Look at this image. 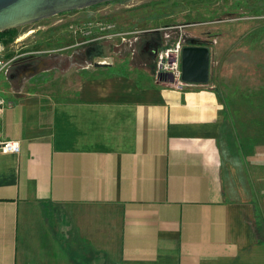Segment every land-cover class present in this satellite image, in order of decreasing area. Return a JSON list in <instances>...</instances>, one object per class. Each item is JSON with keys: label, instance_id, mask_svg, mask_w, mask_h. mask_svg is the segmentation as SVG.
<instances>
[{"label": "crops", "instance_id": "obj_1", "mask_svg": "<svg viewBox=\"0 0 264 264\" xmlns=\"http://www.w3.org/2000/svg\"><path fill=\"white\" fill-rule=\"evenodd\" d=\"M147 47L60 87L43 49L0 77L20 146L0 155V264H264V188L216 88L156 80Z\"/></svg>", "mask_w": 264, "mask_h": 264}, {"label": "rangeland", "instance_id": "obj_2", "mask_svg": "<svg viewBox=\"0 0 264 264\" xmlns=\"http://www.w3.org/2000/svg\"><path fill=\"white\" fill-rule=\"evenodd\" d=\"M89 21L113 25V33H107L112 38L90 41L82 36L79 30ZM70 25L78 29L76 34ZM168 27L170 44L195 41L209 48L208 82L216 88L224 112L221 136L242 138V153L251 155L246 167L256 187L264 188V0H119L18 27L0 39L10 43L32 34L28 39L35 49L32 44L30 50L43 49V56H50L42 66L48 77L45 85L60 87L91 70L93 56L111 55L119 66L126 56L138 54L142 44L161 49ZM93 32L103 35L99 26ZM129 42L131 47L126 46ZM144 56L153 72V54ZM126 64L135 67L132 58ZM28 71L37 74L38 68L33 64Z\"/></svg>", "mask_w": 264, "mask_h": 264}, {"label": "water", "instance_id": "obj_3", "mask_svg": "<svg viewBox=\"0 0 264 264\" xmlns=\"http://www.w3.org/2000/svg\"><path fill=\"white\" fill-rule=\"evenodd\" d=\"M119 0H0V33L28 26L61 13L81 10ZM209 50L192 41L181 51V80L206 84L209 80ZM159 81L173 82L170 75Z\"/></svg>", "mask_w": 264, "mask_h": 264}, {"label": "built area", "instance_id": "obj_4", "mask_svg": "<svg viewBox=\"0 0 264 264\" xmlns=\"http://www.w3.org/2000/svg\"><path fill=\"white\" fill-rule=\"evenodd\" d=\"M94 26H99L100 31L103 32V35L98 36L93 32ZM113 25H101L99 23H95L89 21L85 28H81L79 30L80 34L90 41H98L102 39H111L112 37L107 35L108 32H112ZM69 30L71 33L76 34L78 29L74 28V25L69 26ZM170 28H165V33L163 35V41L161 44V49H157L153 54L154 58V76L156 80L159 78H164L167 75H170L173 78L172 83L163 82L169 86H173L176 88L183 87L187 85L181 80V51L184 46L180 40L176 41L174 44H170L169 39H167ZM21 38H16L11 43H6L0 39V77H7L12 67L16 65L17 61L24 57H37L41 56L40 52H33L34 50H30L27 46H23L20 42ZM166 39V41H164ZM149 50V47L146 48ZM98 64V61H95ZM6 103L3 99L0 98V155H8V154H18L20 151V146L17 141L8 140L3 136L2 133V114Z\"/></svg>", "mask_w": 264, "mask_h": 264}, {"label": "flooded vegetation", "instance_id": "obj_5", "mask_svg": "<svg viewBox=\"0 0 264 264\" xmlns=\"http://www.w3.org/2000/svg\"><path fill=\"white\" fill-rule=\"evenodd\" d=\"M196 45H198V44H196ZM198 46L206 47V46H204V45H198ZM207 48H208V47H207ZM156 50H157V45H153L152 49H149L148 52H149L150 54H154ZM208 50H209V48H208Z\"/></svg>", "mask_w": 264, "mask_h": 264}, {"label": "trees", "instance_id": "obj_6", "mask_svg": "<svg viewBox=\"0 0 264 264\" xmlns=\"http://www.w3.org/2000/svg\"><path fill=\"white\" fill-rule=\"evenodd\" d=\"M120 1H122V0H120ZM11 30H9V31H6V32H2V33H0V34H5V33H7V32H10Z\"/></svg>", "mask_w": 264, "mask_h": 264}, {"label": "bare ground", "instance_id": "obj_7", "mask_svg": "<svg viewBox=\"0 0 264 264\" xmlns=\"http://www.w3.org/2000/svg\"><path fill=\"white\" fill-rule=\"evenodd\" d=\"M29 33H30V32H29ZM27 34H28V33H27ZM23 37H24V36H23ZM103 62L107 63V62H108V60H106V61L104 60Z\"/></svg>", "mask_w": 264, "mask_h": 264}]
</instances>
